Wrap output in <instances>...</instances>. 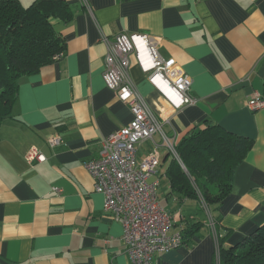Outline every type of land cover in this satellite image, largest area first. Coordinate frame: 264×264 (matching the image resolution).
I'll use <instances>...</instances> for the list:
<instances>
[{
	"label": "crops",
	"instance_id": "obj_1",
	"mask_svg": "<svg viewBox=\"0 0 264 264\" xmlns=\"http://www.w3.org/2000/svg\"><path fill=\"white\" fill-rule=\"evenodd\" d=\"M19 1L27 7L35 0ZM60 1L70 5L72 18L51 23L65 52L20 79L13 116L0 129V264H132L123 226L105 213L104 195L85 168L99 157L101 141L133 118L103 78V37L121 33L151 35L163 56L174 58L176 70L192 80L197 103L176 110L131 59L132 80L172 141L178 145L210 123L254 141L231 193L213 210L205 201L173 193L167 171L177 158L161 134L137 148L139 161L158 149L156 177L159 187L167 182L166 199L173 202L170 208L161 205L173 215V234L186 235L179 248L157 254L153 264H215L217 240L206 213L228 235L227 247L264 225V108L249 106L255 94L263 96L264 0ZM55 134L62 144L51 148L47 139ZM32 147L47 160L30 163ZM195 223V231H185Z\"/></svg>",
	"mask_w": 264,
	"mask_h": 264
},
{
	"label": "built area",
	"instance_id": "obj_2",
	"mask_svg": "<svg viewBox=\"0 0 264 264\" xmlns=\"http://www.w3.org/2000/svg\"><path fill=\"white\" fill-rule=\"evenodd\" d=\"M103 42L107 49L104 81L120 101L130 106L133 118L123 129L101 141L99 157L85 163V168L94 180L95 191L104 195L105 213L123 226V241L131 263L153 264L157 254L179 248L183 240L179 233L170 234L174 225L173 215L159 200L160 179L156 176L161 159L158 149L139 161L137 148L142 141L161 134L163 146L175 158L179 159V156L177 144L163 130V120L132 80V57H135L148 82L176 110L195 105L197 98L191 94V78L176 70V60L164 57L158 42L151 35L121 33L113 39L105 36ZM249 106L253 110L264 108L263 97L255 94L249 100ZM47 142L51 148H56L62 144V139L55 134ZM27 159L30 163H42L47 157L37 147H32ZM153 177L156 178L151 180ZM208 224L217 240L215 264H221L222 235L217 231L216 221L210 213Z\"/></svg>",
	"mask_w": 264,
	"mask_h": 264
},
{
	"label": "trees",
	"instance_id": "obj_3",
	"mask_svg": "<svg viewBox=\"0 0 264 264\" xmlns=\"http://www.w3.org/2000/svg\"><path fill=\"white\" fill-rule=\"evenodd\" d=\"M53 18L71 20L70 5L60 0H35L26 7L19 0H0V129L3 121L13 116L20 79L37 73L65 52L51 23ZM253 145V140L218 124L192 130L176 146L181 163L173 159L167 171L173 193L199 201L200 192L213 210L231 193L237 169ZM199 226L195 223L185 231ZM218 232L222 235L221 264H264V225L236 247H227L228 235ZM181 237L185 242L186 235L181 233Z\"/></svg>",
	"mask_w": 264,
	"mask_h": 264
},
{
	"label": "rangeland",
	"instance_id": "obj_4",
	"mask_svg": "<svg viewBox=\"0 0 264 264\" xmlns=\"http://www.w3.org/2000/svg\"><path fill=\"white\" fill-rule=\"evenodd\" d=\"M263 97V96H262ZM264 99V98H263ZM145 148H147V146H145ZM176 152H177V148H176ZM166 184H167V182H162V185L158 188V190H159V196H160V201H161V204L165 207V208H170V207H172L173 206V202L172 201H168L167 199H166V192H165V190H166ZM198 194H199V201L200 202H203V196L201 195V193L200 192H198ZM170 206V207H169ZM206 216H207V218H208V213H206ZM214 217V216H213ZM215 219V218H214ZM215 221H216V225H218V223H217V220L215 219ZM218 231V230H217ZM170 234H173V232H172V230H171V232H170Z\"/></svg>",
	"mask_w": 264,
	"mask_h": 264
}]
</instances>
